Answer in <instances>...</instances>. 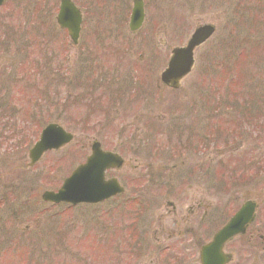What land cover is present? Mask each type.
I'll list each match as a JSON object with an SVG mask.
<instances>
[{
  "label": "rangeland",
  "instance_id": "obj_1",
  "mask_svg": "<svg viewBox=\"0 0 264 264\" xmlns=\"http://www.w3.org/2000/svg\"><path fill=\"white\" fill-rule=\"evenodd\" d=\"M73 1L83 13L77 46H72L65 30L56 25L59 0H5L0 7V116H5L0 123V264H104L105 257L120 256L122 241L112 238L109 242L110 234L106 236L99 224L105 221L107 209L119 217L124 209L129 212L127 208L133 202L136 205L135 194L146 186L150 190V185L137 177L167 175L163 167L178 162L170 157V150L179 129L169 131L166 127L172 120L179 122L174 113L177 110L190 124L194 99L204 106L197 128L205 139L204 152L208 156L202 170L209 182V221L227 219L250 198L257 204L253 229L259 239L264 234V165H259L264 163V0H143L145 20L133 35L128 34L127 27L132 0ZM205 23L212 24L215 31L194 50L191 72L183 76L180 87L172 91L158 84L155 89L170 51L182 47L194 28ZM39 27L40 32L35 33ZM39 38H44L42 45ZM89 65L95 67L94 74L88 73ZM110 74L115 88L106 91L104 82ZM142 75L147 83L143 89L139 85L134 93L144 90L149 95L152 90V100H160L159 108L149 105L146 113L162 114V118L159 122L139 121L138 134H132V128L126 126L130 118L119 106L125 105L131 85ZM17 77L20 81L15 82ZM87 78L89 88L82 90ZM75 92L101 96L104 102L100 108L106 109L109 119L118 120L112 123L113 129L104 124L108 117L101 113L82 121L86 105H73L72 99L66 106L61 105L64 94L73 97ZM256 95L260 111L243 113L256 118L257 123L233 126V115L225 114L233 111V102L247 103ZM44 96L49 103L45 104ZM137 106L133 105V110ZM215 111L223 113L209 118ZM15 112L20 113L19 117ZM52 121L73 133L72 142L59 151L46 153L35 166L28 167V149L44 125ZM93 139L125 160L120 170L111 173L118 179L124 177L128 184L123 202L130 201L125 208L120 206L122 197L74 208L43 203L42 191L56 188L85 160ZM242 143L244 146H240ZM245 160L257 166L246 167ZM177 165L176 170H180V163ZM219 174L223 175L222 183ZM129 177L134 180L129 181ZM170 199L158 201L163 205ZM178 203L184 206L189 202ZM162 205L158 213L163 212ZM162 221L169 225L170 218ZM247 239L237 238L228 246L234 257L232 264H264V250L244 247L243 240ZM165 244L170 243L155 244L157 247L142 243L137 253L143 257L138 259L139 264L149 260L153 264H198V252L189 248V243H172L169 251L161 248ZM171 252L174 256L168 255ZM180 256L182 262L177 261Z\"/></svg>",
  "mask_w": 264,
  "mask_h": 264
},
{
  "label": "flooded vegetation",
  "instance_id": "obj_2",
  "mask_svg": "<svg viewBox=\"0 0 264 264\" xmlns=\"http://www.w3.org/2000/svg\"><path fill=\"white\" fill-rule=\"evenodd\" d=\"M105 21L106 20H104L103 22ZM156 88H158L157 83ZM134 92L136 91L132 86L131 90L129 91L128 97L126 96V99H124L126 106L122 104L119 106V108L122 107V113H125L127 119L130 118V122L126 123V126H130L132 128L131 133L138 134V127H136V124H138L139 121H157L158 119L159 122V120L162 118V114L159 115L154 113H146V111L149 110V105L155 104V109L156 107L159 108L158 103L160 102V100L156 101V99H154L155 101H153L152 98L154 97H152V95H146L145 91V94L143 95H131V93ZM192 99L193 98H190L189 101H191ZM193 101V106L189 110L192 115L190 124H187L184 121V118L181 115L179 116L177 114L178 110L176 112L174 111V113L179 122H172V120L168 123L169 126L171 124L170 128H172V130L178 131L179 129V131L177 132L178 136L175 135L174 138L175 144L170 150L172 153L170 157L173 160H177L178 162L176 164H173L169 168L163 167V170H166L167 175H160L156 177L145 175L144 177L136 178L137 180L144 182V184L150 185V190H147L146 186V191L142 190V192H140L139 194L137 193L134 195L136 205L133 202L132 205L128 206L127 209L129 210V212H125L124 209V212H121L120 216L116 217V215L113 214L114 211H112L111 209L106 210L105 221L101 222L99 225L104 227L103 229L105 230L106 236L110 234V236L107 237L108 239H110L109 242L113 240L115 241L117 238H119V241H122L124 246L121 249L120 256L110 255L108 257H105L106 260L103 261L104 264H139L138 259H142L143 257L139 256L137 253L140 252V248L143 246L142 243H153L154 246H156L155 244L158 245V243H170L169 245L165 244L164 247H161L165 249L167 248L165 251H169V249L173 247L172 243H189L191 245L189 248L192 247L195 251L198 252L197 260L198 264H201L200 253L202 248L207 243H210L212 241L216 232L227 223L230 217L239 209V207L243 203L242 202L236 208L233 214L227 219H220V222H218L214 218V221H209L208 217L211 215L212 210V205L208 202L209 182L207 179V174L204 173L203 176L202 170L203 165H205L208 161V156H206V153L204 152L205 139L197 128V120H200L202 118V115H198L200 114V111H202L204 106L202 107V104L199 105L196 99H194ZM136 103L139 106L136 107L137 110H133L132 106H135ZM148 127L150 128L151 126L149 125ZM157 130L154 131L155 134L157 133ZM125 131H127L126 128ZM125 131L122 132L125 133ZM131 136L133 137L135 135ZM61 149L45 152L39 161L42 160L46 153L56 152ZM245 162L247 164L249 160H245ZM178 163H180V170H176V168L178 167ZM184 164L186 165V168H183ZM248 165L246 167L257 166V164L256 166L252 165L251 162L248 163ZM259 165L262 166L264 165V163H259ZM158 167L161 168V166ZM218 176H220L219 182H224L223 175L219 174ZM111 177L115 176L109 175L107 171L105 178L108 179ZM123 179L124 177L122 179L117 178L118 182L124 189L123 192L103 202L112 201L116 198L122 197L120 206L125 208V203H128L130 200H125L123 202V198L126 195V187L128 186V184L124 182L125 179ZM132 179L134 180V178ZM132 179L130 177L128 178L129 181ZM63 180L64 179H62V181ZM62 181L60 182V184L62 183ZM247 182H250V178L247 179ZM60 184L56 188H47L42 192L46 190H57ZM182 186H184V190L180 189ZM181 191H184L185 195H181L179 193ZM164 197H171V199L164 202V204L162 205L158 200L159 198L162 199ZM187 199L189 202L187 205L181 206L178 203H182ZM247 200L252 199L247 198L244 200V202ZM43 203L55 206V204L50 202ZM161 205L163 215L162 213H158V211L161 209ZM220 211H222V209ZM169 218V225H164L162 220H168ZM254 221L246 224L245 232L243 234L233 236L223 244L222 252L227 254L229 259V261L225 264L233 263L234 257L231 251L227 248L237 238H240L241 240L242 238L247 237L248 239L246 241L243 240L242 244H245L244 247L250 248L251 251H254L256 249L264 250V234H261L259 236V239L256 238L258 232H255V230L253 229ZM179 254L181 255L182 253ZM168 255L174 256V253L171 252ZM80 258L81 257H79L78 259ZM183 260L184 259L181 256L177 257L178 262H182ZM93 263L94 261L89 262V264ZM141 264H146V262L142 261ZM147 264H153V262L149 260Z\"/></svg>",
  "mask_w": 264,
  "mask_h": 264
},
{
  "label": "water",
  "instance_id": "obj_3",
  "mask_svg": "<svg viewBox=\"0 0 264 264\" xmlns=\"http://www.w3.org/2000/svg\"><path fill=\"white\" fill-rule=\"evenodd\" d=\"M3 0H0V4ZM61 28H67L70 39L76 43L79 36L81 15L70 0H61L56 17ZM143 20V4L141 0H133L130 28L136 29ZM214 32L211 24L197 26L186 45L174 48L168 61L167 68L161 73L160 79L166 85L176 88L179 80L187 74L193 65L194 49L205 42ZM72 139L70 133L65 132L56 124L47 125L41 132L40 139L29 151L31 163L39 159L48 149H57ZM122 165L119 155L103 151L100 144H91V154L86 161L76 167L66 178L57 192L46 191L41 198L51 202L96 203L102 201L122 189L116 180H104L106 169ZM255 204L251 201L244 203L231 217L227 224L213 237L211 243L205 245L200 253L201 264H225L228 256L222 252L223 244L236 234L244 232L245 225L253 220Z\"/></svg>",
  "mask_w": 264,
  "mask_h": 264
},
{
  "label": "trees",
  "instance_id": "obj_4",
  "mask_svg": "<svg viewBox=\"0 0 264 264\" xmlns=\"http://www.w3.org/2000/svg\"><path fill=\"white\" fill-rule=\"evenodd\" d=\"M240 8H242L241 7V5H240ZM40 24V23H39ZM41 25V24H40ZM42 26V25H41ZM40 29H41V27H39V31H35V33L36 32H40ZM41 35H45L44 33H42ZM43 40H44V38H39L38 39V41H39V43L41 42H43ZM47 40L48 41H50L51 42V39H49V38H47ZM42 45V44H41ZM51 45H52V42H51ZM236 48H238V47H236ZM236 48L233 50L234 52H235V50H236ZM61 72H63L62 71V68H61ZM89 73V72H88ZM95 78V77H94ZM96 79V78H95ZM23 80V79H22ZM94 80V79H93ZM91 81H92V79H91ZM95 81V80H94ZM90 82V79L89 78H87V79H85V84H83V87H82V90H84V89H86V88H89V86H88V83ZM253 87H254V85H252ZM76 94H74V96L73 97H71V94H64V96H65V98H64V101H63V103H62V106H66V103L68 102V100H71L72 99V101H70V102H73V105H77V103H79L80 105H86V116L84 117V119H82V121L83 120H86V119H88V120H90L89 119V114H90V110H91V100L92 99H94V97H92L94 94L91 92V96L87 93L86 95H84V94H81V92H75ZM59 95H60V93H59ZM45 97V99H43V101L45 100V104L46 103H49V98L47 97V96H44ZM55 97V96H54ZM256 97H258L257 95L249 102H247L246 103V101H244V102H241V103H238V102H233L234 103V105H232L231 107H232V110L233 111H231L230 113H225V114H229V115H233V121L234 122H238V123H240L241 121V119H243L244 121H247L246 123L247 124H250V125H255L256 123H257V121H256V118H254L253 116H247V115H245V113H243V112H245V111H247V110H249V111H251V113H253V110H255V111H260L259 109V105H260V103H257V101H256ZM233 103H231V104H233ZM57 104V103H56ZM263 104V103H262ZM248 105H249V107H248ZM242 106H244L243 108H242ZM255 107V108H254ZM257 107V108H256ZM257 109V110H256ZM237 112V113H236ZM221 113H223V112H219V111H215V112H213V113H210L209 114V118L210 117H212V116H214V117H217L218 115L220 116L221 115ZM226 117H228L227 115H226ZM226 117H225V119L224 120H226ZM245 123V122H244ZM235 125V124H234ZM236 126V125H235Z\"/></svg>",
  "mask_w": 264,
  "mask_h": 264
}]
</instances>
